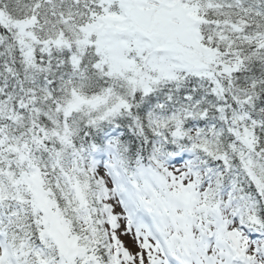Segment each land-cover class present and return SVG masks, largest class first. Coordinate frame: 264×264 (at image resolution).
Instances as JSON below:
<instances>
[{
	"label": "snow or ice",
	"instance_id": "snow-or-ice-1",
	"mask_svg": "<svg viewBox=\"0 0 264 264\" xmlns=\"http://www.w3.org/2000/svg\"><path fill=\"white\" fill-rule=\"evenodd\" d=\"M0 264H264V0H0Z\"/></svg>",
	"mask_w": 264,
	"mask_h": 264
}]
</instances>
